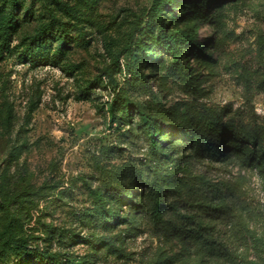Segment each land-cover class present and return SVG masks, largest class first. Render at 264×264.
<instances>
[{"label":"rangeland","instance_id":"obj_1","mask_svg":"<svg viewBox=\"0 0 264 264\" xmlns=\"http://www.w3.org/2000/svg\"><path fill=\"white\" fill-rule=\"evenodd\" d=\"M153 1L0 0V264H264V0Z\"/></svg>","mask_w":264,"mask_h":264},{"label":"trees","instance_id":"obj_2","mask_svg":"<svg viewBox=\"0 0 264 264\" xmlns=\"http://www.w3.org/2000/svg\"><path fill=\"white\" fill-rule=\"evenodd\" d=\"M181 1H184V0H154L153 1V13H156L158 14V16L160 17H166L168 15H173V20L175 21H178L179 20V17H177V15L175 14V8H176V5L181 2ZM189 3V1H187L185 4L187 6V4ZM190 4H191V0H190ZM187 7H184L182 9H185ZM14 15V14H13ZM13 15L11 14L9 16V19H8V24L10 25L12 23V20H13ZM164 26V25H163ZM177 44V43H176ZM196 45V42L195 40H190V41H186L184 43V47H188V49H193L194 46ZM124 103L127 104V107L129 110H131V108L134 106L133 104L130 103L129 100H124ZM134 108V107H133ZM138 112H139V115H141L144 123H145V126L147 127L148 131L151 130V125L150 123L148 122V119H149V116L146 115L143 111H141L140 109H138ZM192 119L194 117H191ZM219 118H221L220 115H208L207 117L205 118H199L198 120H194V124L196 126H199L201 125V122L203 121V119H207V120H210V125H209V128H210V132L211 134L209 135V137H207L206 139H209V150L211 152H213L215 155H219V153L221 152L218 148L220 146L223 145V137L220 135L221 132H223V130L219 127ZM191 119V120H192ZM193 121V120H192ZM149 134L151 135L152 132ZM159 136L160 135H155L154 139L152 140L153 142V150L155 153H158V149L160 147L157 146V143L159 144ZM184 137L187 138L188 137V134H184ZM229 138V137H228ZM230 142H231V147L235 150V151H238V152H243L245 154H249V150H248V147L253 144V147L256 148V144L253 143L252 139L249 138L246 134H230ZM161 149V148H160ZM251 154V153H250ZM252 158H254L253 155H251ZM115 224V223H114ZM111 225V224H110ZM108 226V225H106ZM255 242H258L256 240H259L257 237L254 238ZM21 262L22 264H26V262H28V260H26V255L23 254V257H21Z\"/></svg>","mask_w":264,"mask_h":264}]
</instances>
